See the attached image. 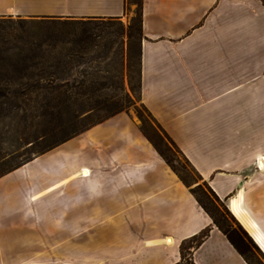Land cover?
<instances>
[{"label":"crops","instance_id":"1","mask_svg":"<svg viewBox=\"0 0 264 264\" xmlns=\"http://www.w3.org/2000/svg\"><path fill=\"white\" fill-rule=\"evenodd\" d=\"M125 12V0H0V15ZM139 49L142 103L264 255V0H143ZM41 206L53 256L78 239L95 264H175L208 229L195 264H251L126 113L0 177V264L38 245Z\"/></svg>","mask_w":264,"mask_h":264},{"label":"rangeland","instance_id":"2","mask_svg":"<svg viewBox=\"0 0 264 264\" xmlns=\"http://www.w3.org/2000/svg\"><path fill=\"white\" fill-rule=\"evenodd\" d=\"M50 18L66 19L61 16L0 15V21L6 19V22H0L3 26L0 32L6 39L10 38L2 45L5 49L0 53V88L6 93L0 99V170L6 163L30 156L32 159L23 165L28 164L37 156L63 148L66 141L77 137L86 127L115 114L126 113L146 136L166 151L187 186L191 191L196 188V196L222 219L224 226L237 228L222 206L219 211L214 208L207 196L211 194L205 182L172 145L141 101L138 4L128 3L120 18L67 25L66 30L60 24L46 29L32 23V19ZM87 30L98 34L96 39L100 46L87 44L88 49L90 46L87 62L69 64V56L78 48L75 40L81 39ZM92 56L99 58L89 63ZM116 110L119 112L115 113ZM46 135L49 140L64 137L67 140L44 153H32L41 147L42 140H47ZM47 196L46 192L44 197ZM35 210L40 216L39 231L30 233L36 238L38 234L33 243H39L23 250L22 254L9 255L10 262L95 264L93 251L80 250L78 239L77 248L71 255H50L47 206ZM56 240L63 242L58 233ZM247 256L252 264H264V255L252 246Z\"/></svg>","mask_w":264,"mask_h":264},{"label":"trees","instance_id":"3","mask_svg":"<svg viewBox=\"0 0 264 264\" xmlns=\"http://www.w3.org/2000/svg\"><path fill=\"white\" fill-rule=\"evenodd\" d=\"M130 2H135L138 4L139 6V18H138V33H139V41L141 39L142 36V5H143V0H125V7L127 8V4ZM2 21L0 22H6V19H1ZM34 21H32V23L35 24H39L40 27H44L46 29H51V26H54L56 24H60L63 27V30H66L67 28L65 26L67 25H72V24H88L91 21H95V20H101V19H94V18H88V19H72V18H66L65 20H60V21H56L55 18H50V19H36L39 21H36L35 19H32ZM55 27V26H54ZM1 28H3V26L0 23V30ZM84 29V28H83ZM130 29H133L132 27H130ZM131 32V30H130ZM98 34L90 32V31H85L84 32V36L81 37V39H76L75 42L78 43V48L75 49V51L69 56L68 59V63L69 64H74V63H86V56L89 55L90 53V46L91 47H99L100 43L97 41L96 37ZM0 53L4 50L5 48L2 47V45L5 42H9L10 38L8 37V39L5 38V36H3V34H1L0 32ZM86 42V43H85ZM87 44L90 45L89 49L87 47ZM98 52V51H97ZM139 55H140V49H139ZM99 58L98 56H92L91 59H88V62H95L97 59ZM23 60V58L21 59ZM19 63V61H18ZM22 63V62H21ZM140 63V62H139ZM16 66V64H15ZM71 66V65H70ZM46 87V86H45ZM2 88H0V99L3 95H6L5 92H3L1 90ZM119 112V110H116L115 113ZM90 128L89 126L86 127L85 129ZM165 132V131H164ZM166 134V132H165ZM167 138L169 139V141L172 143V145L178 150V152L180 154H182V152L179 150V148L176 146V144L173 142V140H171V138L166 134ZM47 140L45 139L43 142L41 141V143H43L41 145L40 148L34 150L32 153H37L41 154L44 153L47 150L52 149L53 147L59 145L60 143L64 142L67 140V137H64L60 140H49L50 138L46 135ZM148 137V136H147ZM44 138V137H43ZM148 139L153 143V145L155 146V148L157 149V151L159 152V154L162 156V158L172 167V169L179 175V177L182 179V181L186 183L185 179L176 171L175 166L173 164V160L171 159V157L166 153L165 150L161 149L155 142H153L152 139H150L148 137ZM39 141V140H38ZM37 141V142H38ZM35 155V156H36ZM183 155V154H182ZM185 158V156H184ZM15 159V158H14ZM32 159V157H27L25 159H21V160H14L13 162H9L6 163V166L3 167L0 170V177L17 169L18 167H20L21 165H23L24 163L30 161ZM185 160L189 163V165L191 166V168L196 172V170L193 168V166L191 165V163L189 162V160H187V158H185ZM197 173V172H196ZM198 174V173H197ZM199 175V174H198ZM206 184V183H205ZM188 185V184H187ZM196 187H198V189L200 188V185H197ZM206 187L209 191L210 195H207L208 198L210 199L209 201L212 203V205L214 206V208L219 211V208L222 206L227 213H229V215L232 217V219L234 220V222L237 225V228H232L230 226L225 227L224 224L222 223V219L217 215H215V213H213L212 211H210L207 206L205 204H203L201 202V200L196 196L195 192H196V188L192 189L193 194L196 196L197 200L199 201V203L202 205V207L209 213V215L212 217L214 223L223 231V233L228 237V239L231 241V243L236 247V249L241 253V255L243 257H245V259H247L251 264L252 262L250 261V259L247 256V253L251 251V246L256 248L258 251V247L255 244V242L252 240V238L248 235V233L244 230V228L237 222V220L234 218V216L230 213V211L227 209L226 205L217 197V195L213 192V190L206 184ZM201 189V188H200ZM217 202V203H215ZM209 233L208 229H205L203 231H201L199 234L195 235L192 237V239L189 241V243H183L181 245V261L175 264H195L191 258V255H189V247L192 246H198L203 240L204 238L207 237Z\"/></svg>","mask_w":264,"mask_h":264},{"label":"bare ground","instance_id":"4","mask_svg":"<svg viewBox=\"0 0 264 264\" xmlns=\"http://www.w3.org/2000/svg\"><path fill=\"white\" fill-rule=\"evenodd\" d=\"M259 164H260L261 168H264V158H261L259 160Z\"/></svg>","mask_w":264,"mask_h":264}]
</instances>
